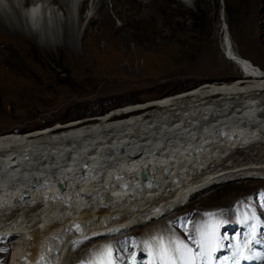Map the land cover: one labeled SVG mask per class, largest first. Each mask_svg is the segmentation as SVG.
Returning a JSON list of instances; mask_svg holds the SVG:
<instances>
[{
    "label": "bare ground",
    "instance_id": "bare-ground-1",
    "mask_svg": "<svg viewBox=\"0 0 264 264\" xmlns=\"http://www.w3.org/2000/svg\"><path fill=\"white\" fill-rule=\"evenodd\" d=\"M87 1L26 0L40 26L33 30L19 2L0 0V29L20 40L35 41L40 33L60 38L69 52L77 34L70 15L78 24L87 19L89 30L110 22V10L129 7L127 0H92L84 16ZM8 7L15 11L11 18L4 13ZM149 15L145 10L139 20ZM221 42L223 55L240 71L234 82L203 85L62 129L0 135V243L26 240L9 264H72L78 247L122 234L120 226L164 216L199 190L264 174V72L235 53L227 27Z\"/></svg>",
    "mask_w": 264,
    "mask_h": 264
},
{
    "label": "rangeland",
    "instance_id": "rangeland-1",
    "mask_svg": "<svg viewBox=\"0 0 264 264\" xmlns=\"http://www.w3.org/2000/svg\"><path fill=\"white\" fill-rule=\"evenodd\" d=\"M8 1L19 2L22 13L20 0ZM21 1L25 5L26 0ZM91 3H85L84 16ZM150 3L127 0L129 7L110 10V22L91 25L89 30L87 19L78 24L76 15H70L79 29H74L76 47L69 52L60 38L45 39L39 32L35 41L20 40L1 28L0 135H27L56 126L62 129L203 85L234 82L241 75L223 55L222 31L226 27L235 53L264 72V0H156L153 7ZM145 10L151 15L139 20ZM13 12L10 7L4 11L7 16ZM31 24L33 30L40 28ZM51 24L49 19V33L54 30ZM117 29L124 30L118 34ZM260 189H264V174L199 190L184 202H176L164 216L120 226L122 234L111 233L78 247L72 264L86 257L97 260L104 242L114 241L120 251L118 242L128 235L167 237L166 229L177 231L175 226L182 217L190 227L209 210L229 215L236 203L253 196L259 204ZM14 242L19 246L0 243V264H9L13 250L24 247L26 240Z\"/></svg>",
    "mask_w": 264,
    "mask_h": 264
},
{
    "label": "snow or ice",
    "instance_id": "snow-or-ice-1",
    "mask_svg": "<svg viewBox=\"0 0 264 264\" xmlns=\"http://www.w3.org/2000/svg\"><path fill=\"white\" fill-rule=\"evenodd\" d=\"M209 219L205 223L195 224L189 228L187 223L184 226V233L188 235L192 244L196 246V251L189 247L184 240L179 237H169L165 240L163 237L153 238L155 245L148 246V254L151 259L148 264H197L198 261H205L206 264H212L214 254L224 245L222 240H227L228 235L220 234V229L227 225L228 221L224 219H216L215 214L208 213ZM254 217H244V222ZM79 227V226H77ZM255 239V228L249 237L245 238V243H237L228 245L229 248L234 249L232 259L238 261L239 259L247 260L248 255L245 250L249 247ZM98 259L96 264H113V249L111 245L105 246L102 251L97 253ZM134 258V257H133ZM264 259V255L260 256ZM228 257H225L227 260Z\"/></svg>",
    "mask_w": 264,
    "mask_h": 264
},
{
    "label": "water",
    "instance_id": "water-1",
    "mask_svg": "<svg viewBox=\"0 0 264 264\" xmlns=\"http://www.w3.org/2000/svg\"><path fill=\"white\" fill-rule=\"evenodd\" d=\"M225 29H226V28H225ZM140 177H141V178H144V177H145V171H141V172H140ZM57 188L60 190V189H61V186L58 184V185H57Z\"/></svg>",
    "mask_w": 264,
    "mask_h": 264
},
{
    "label": "trees",
    "instance_id": "trees-1",
    "mask_svg": "<svg viewBox=\"0 0 264 264\" xmlns=\"http://www.w3.org/2000/svg\"><path fill=\"white\" fill-rule=\"evenodd\" d=\"M50 127H52V126H48V127H46V128L48 129V128H50ZM46 128H43V129H46Z\"/></svg>",
    "mask_w": 264,
    "mask_h": 264
}]
</instances>
